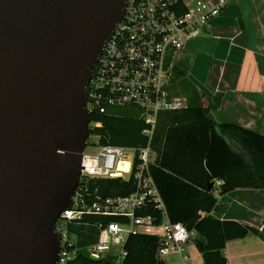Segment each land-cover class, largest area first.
<instances>
[{
  "label": "water",
  "instance_id": "95a60500",
  "mask_svg": "<svg viewBox=\"0 0 264 264\" xmlns=\"http://www.w3.org/2000/svg\"><path fill=\"white\" fill-rule=\"evenodd\" d=\"M127 4L0 0V264L58 263L55 224L90 136L89 83Z\"/></svg>",
  "mask_w": 264,
  "mask_h": 264
},
{
  "label": "built area",
  "instance_id": "2783aa9c",
  "mask_svg": "<svg viewBox=\"0 0 264 264\" xmlns=\"http://www.w3.org/2000/svg\"><path fill=\"white\" fill-rule=\"evenodd\" d=\"M230 1L128 0L122 21L95 66L87 108L90 116L116 115L113 110L118 108L138 110L137 119L146 125L142 135L148 142L141 147L102 146L100 137L93 134L97 123L90 121V135L97 140L92 146L100 150L87 154V142L79 185L56 221L55 232L60 240L57 264H71L82 250L79 237L71 230L80 225H94L99 230L98 242L87 248L94 260L126 264V243L132 235L141 234L158 238V258L178 254L183 264H192L186 254L192 233L184 224L168 219L151 174L158 157L153 140L161 114L188 107V98L172 90L175 65L167 68L168 58L179 56L187 41L219 18ZM112 179L132 182L131 193L105 196L100 182ZM149 207L161 213L159 225L147 215ZM116 217L123 221H88ZM108 237L118 239V243L105 241Z\"/></svg>",
  "mask_w": 264,
  "mask_h": 264
},
{
  "label": "trees",
  "instance_id": "16d2710c",
  "mask_svg": "<svg viewBox=\"0 0 264 264\" xmlns=\"http://www.w3.org/2000/svg\"><path fill=\"white\" fill-rule=\"evenodd\" d=\"M175 76L183 78L177 67ZM97 123L93 134L102 146L141 147L147 145L142 135L146 125L134 117L91 114ZM92 134V132H91ZM158 157L151 174L172 223L184 224L189 232L200 234L207 245L200 251L205 264H228L223 250L231 241L243 240L258 231L234 221H214L207 215L218 202L210 184L221 181V195L236 189L264 190V136L234 124L217 123L202 104L201 94L194 89L186 109L160 115L153 140ZM107 197L126 196L132 182L112 179L100 182ZM147 215L159 225L161 213L151 207ZM91 223L121 222L122 218H91ZM82 250L71 264H109L94 260L86 252L98 242L99 230L94 225L73 226ZM158 238L132 235L125 246L126 264H165L157 258Z\"/></svg>",
  "mask_w": 264,
  "mask_h": 264
},
{
  "label": "crops",
  "instance_id": "0c3cea01",
  "mask_svg": "<svg viewBox=\"0 0 264 264\" xmlns=\"http://www.w3.org/2000/svg\"><path fill=\"white\" fill-rule=\"evenodd\" d=\"M180 61L184 68L176 67L197 85L203 106L217 123L264 136V0H231L219 18L187 41ZM219 182L214 184L217 205L203 216L258 231L229 242L223 255L228 264H264V190L236 189L221 195ZM191 233L186 254L192 264H205L199 246L205 248L206 239Z\"/></svg>",
  "mask_w": 264,
  "mask_h": 264
},
{
  "label": "rangeland",
  "instance_id": "374dc122",
  "mask_svg": "<svg viewBox=\"0 0 264 264\" xmlns=\"http://www.w3.org/2000/svg\"><path fill=\"white\" fill-rule=\"evenodd\" d=\"M176 65L179 66L180 68H184V63L183 62H178V56H171L170 58H168L167 62H166V67L168 68L170 65ZM175 75V72H174ZM197 85L188 77V78H182L179 76H175L174 80L172 82V90L174 92V94L176 95H182L187 97L188 99L193 98L194 97V89H196ZM113 112L117 115H121V116H128V117H134V118H138L140 117V112L136 109H122V108H118V109H114ZM90 138L88 139V143H89V148H87L86 153L89 155H94L97 154L99 152V147L96 146V148H94L92 146V144H95L97 140H95V138L93 136H89ZM109 243H118V239H113L112 237H108V240H105ZM80 245V244H79ZM87 252V250H86ZM163 262L165 264H183L181 256L180 255H170L166 258L163 259Z\"/></svg>",
  "mask_w": 264,
  "mask_h": 264
}]
</instances>
